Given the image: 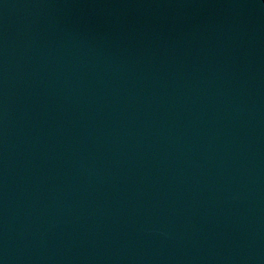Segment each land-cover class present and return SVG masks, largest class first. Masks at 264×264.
<instances>
[{
  "label": "water",
  "instance_id": "1",
  "mask_svg": "<svg viewBox=\"0 0 264 264\" xmlns=\"http://www.w3.org/2000/svg\"><path fill=\"white\" fill-rule=\"evenodd\" d=\"M0 264H264V0H0Z\"/></svg>",
  "mask_w": 264,
  "mask_h": 264
}]
</instances>
